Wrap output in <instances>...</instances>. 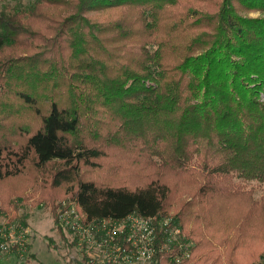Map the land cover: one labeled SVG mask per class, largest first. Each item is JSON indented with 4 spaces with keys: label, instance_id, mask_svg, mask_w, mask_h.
I'll use <instances>...</instances> for the list:
<instances>
[{
    "label": "trees",
    "instance_id": "1",
    "mask_svg": "<svg viewBox=\"0 0 264 264\" xmlns=\"http://www.w3.org/2000/svg\"><path fill=\"white\" fill-rule=\"evenodd\" d=\"M17 1L0 9L4 221L27 225L22 192L53 162L49 186L88 219L170 216L157 240L179 229L190 254L177 262L172 243L160 264H261L264 0ZM20 38L31 54L18 53ZM174 176L199 187L169 214ZM12 178L22 191L7 188ZM42 185L39 200L53 202Z\"/></svg>",
    "mask_w": 264,
    "mask_h": 264
},
{
    "label": "built area",
    "instance_id": "2",
    "mask_svg": "<svg viewBox=\"0 0 264 264\" xmlns=\"http://www.w3.org/2000/svg\"><path fill=\"white\" fill-rule=\"evenodd\" d=\"M56 219L71 232L69 241L77 254L72 259L81 261L79 264H160L158 253L177 242L179 251L173 259L178 262L190 254V242L177 239L179 229H174L166 242L157 240V228L167 224L170 216L129 213L117 219L94 220L88 219L74 202L71 207H61ZM29 234L26 226L0 222V264H29Z\"/></svg>",
    "mask_w": 264,
    "mask_h": 264
},
{
    "label": "rangeland",
    "instance_id": "3",
    "mask_svg": "<svg viewBox=\"0 0 264 264\" xmlns=\"http://www.w3.org/2000/svg\"><path fill=\"white\" fill-rule=\"evenodd\" d=\"M19 6H21V3H19L17 0H0V9L12 10L18 8ZM247 15L256 16L258 15V12H248ZM26 40L27 42H29L27 38ZM22 43L23 42L21 41L20 38L18 39L17 44L15 45L18 49V53L21 54L23 52L26 53L28 51L27 53L31 54V52L27 50V48H25V46ZM7 50L10 49L9 48L4 49L3 53ZM14 55L15 56H11V58L15 57V61H19L18 54L15 53ZM20 61L23 62V60ZM100 142L104 143V139L103 141ZM108 147L114 148V149H107L110 153L127 154L125 151H121L119 148L115 146H108ZM111 160L112 159L110 158L103 159L104 164L111 162ZM55 165L57 164L53 162L49 163L45 168V170L42 171L43 174L41 173L40 176H36L38 177L37 178L38 180L34 181L35 183L33 185H28V187L24 189V192H22L23 195L24 194L28 195L29 193H31L29 194V196L31 197L27 201L23 200L24 203H21V207L18 210L19 213L27 214L26 227L30 233L29 234L30 244L28 248L29 264H77L76 261H73L72 259V257H77L76 250L69 249L63 243V241L60 239V236L54 227L52 220L53 219L52 213L54 208V205L52 204L54 203V201H57V204L55 206L56 213L57 211H59V209H61V207H71L74 203V201L71 199L59 198L60 196H62L60 194L61 193L60 191L63 190L62 187L53 188L49 186L50 175H51L50 170L53 169ZM134 170H136V172H134ZM30 172L32 175L34 176L36 175L33 168L32 170H30ZM133 174H138V175L141 174V168L138 165L133 166V169L131 170L130 174L127 175L128 177L131 178L130 181L136 179V175L133 177ZM19 180H20L19 178H12L9 180H5L7 182L6 185L7 188L9 187L13 191H16L15 189H19L20 191H22L23 186ZM166 182L171 187V195H172L171 199L169 200V204H170V207H168L169 214L175 213L179 209L181 210L183 202L186 203L191 202L197 188L199 187V184L197 185L193 184L192 181H189L190 184L187 183L184 184L180 180H178L175 176L170 177L169 179H167ZM43 183L44 185H42ZM41 185L43 187L42 190H48L52 193V195L55 196V198L51 199V200L54 199L53 202L48 203L39 200ZM10 189H4V192L5 191L9 192ZM4 220L5 219L2 217V215H0V222ZM199 224L204 225V221H199ZM48 237L52 240V243L50 244L48 243V239H47ZM190 264H196V263L191 261ZM219 264H228V263L222 261Z\"/></svg>",
    "mask_w": 264,
    "mask_h": 264
}]
</instances>
